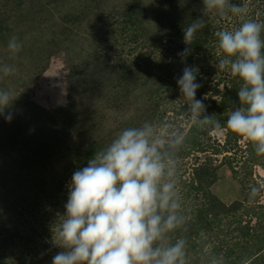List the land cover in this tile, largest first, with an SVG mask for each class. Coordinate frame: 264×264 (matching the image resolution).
Segmentation results:
<instances>
[{"label":"rangeland","instance_id":"1","mask_svg":"<svg viewBox=\"0 0 264 264\" xmlns=\"http://www.w3.org/2000/svg\"><path fill=\"white\" fill-rule=\"evenodd\" d=\"M175 2L180 7L191 0H0V69H15L7 76L0 70V90L14 98L0 111V212L20 218L15 200H31L56 185L68 189L73 172L122 129L171 123L186 134V165L178 176L189 182L195 166L211 169L203 187L226 206H242L236 218L248 243L238 264H264V156L226 126L220 133L194 126L177 84L185 66L198 68L196 98L206 115L225 125L239 104L240 81L217 68L216 36L213 45L193 50L177 29L169 44L154 49L155 36L166 29L161 16ZM230 2L247 15L203 11L219 30L239 27L242 19L264 22V0ZM122 15L133 24L127 39L129 28L121 34L117 25ZM13 36L22 44L16 54L8 48ZM217 237L198 246L210 250Z\"/></svg>","mask_w":264,"mask_h":264},{"label":"clouds","instance_id":"2","mask_svg":"<svg viewBox=\"0 0 264 264\" xmlns=\"http://www.w3.org/2000/svg\"><path fill=\"white\" fill-rule=\"evenodd\" d=\"M202 2L219 16L247 15L245 7L230 0ZM204 26L203 19L193 21L184 29V42L190 45ZM215 36L222 56L217 68L240 81L239 104L229 111L225 125L206 115V105L196 98L198 68L185 66L177 81L187 102L185 115L194 126L209 125L218 133L226 126L264 156V22L242 19L239 27ZM21 47L17 37L9 40L13 54ZM0 70L5 76L15 71L9 65ZM13 100L9 91L0 90V111ZM185 140V132L171 123L145 121L122 129L86 167L74 171L55 233L62 250L52 264H188L187 240L177 235L187 219L178 176V153ZM209 264H223V258L213 255Z\"/></svg>","mask_w":264,"mask_h":264},{"label":"trees","instance_id":"3","mask_svg":"<svg viewBox=\"0 0 264 264\" xmlns=\"http://www.w3.org/2000/svg\"><path fill=\"white\" fill-rule=\"evenodd\" d=\"M177 5L179 3L175 2L173 8L166 9L161 16L160 22H167L166 32L161 30L162 36H155V43L152 44L154 49H162L169 44L170 41L167 40H172L178 34L173 33L177 29L184 36V29L197 19H203L205 26L197 31L188 47L199 50L213 45L216 42L215 33L219 31L221 24L205 17L202 0H191L180 7ZM175 11L177 12L174 13ZM117 25L121 34L123 29L127 31L126 27L129 28V35L124 33L127 35L125 39L133 35L130 18L122 15ZM232 91H237V87L234 86ZM233 94L232 92L228 101L235 100ZM220 104L223 105V102ZM185 146L186 144L178 153V167L186 165L183 163ZM193 169V179L189 182L179 177L180 194L187 219L177 235H182L187 240L188 264H209L213 255L222 257L223 264H238V253H243L248 243V231L236 218L242 206L238 203L226 206L203 187L212 177L209 175L204 180L211 170L206 164L197 165ZM209 185L208 183V187ZM63 187L64 185H56L41 196L34 195L31 200H15L14 206L20 218L11 216L8 212H0V264H52L53 257L62 250L55 244V233L65 213L68 199L69 188ZM215 235L219 236L216 238L218 244L210 250L198 246L199 240L211 241ZM221 236L227 239H220Z\"/></svg>","mask_w":264,"mask_h":264}]
</instances>
